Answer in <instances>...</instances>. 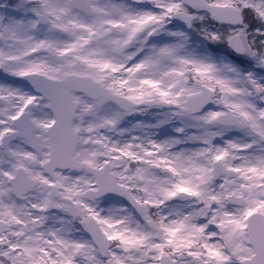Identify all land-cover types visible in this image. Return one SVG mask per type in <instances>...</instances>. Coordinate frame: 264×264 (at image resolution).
<instances>
[{"label": "snow or ice", "instance_id": "6c2138e0", "mask_svg": "<svg viewBox=\"0 0 264 264\" xmlns=\"http://www.w3.org/2000/svg\"><path fill=\"white\" fill-rule=\"evenodd\" d=\"M0 264H264V0H0Z\"/></svg>", "mask_w": 264, "mask_h": 264}]
</instances>
